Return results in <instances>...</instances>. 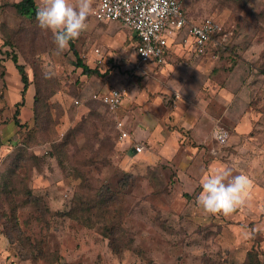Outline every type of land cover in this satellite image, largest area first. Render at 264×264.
Masks as SVG:
<instances>
[{"label": "rangeland", "instance_id": "rangeland-1", "mask_svg": "<svg viewBox=\"0 0 264 264\" xmlns=\"http://www.w3.org/2000/svg\"><path fill=\"white\" fill-rule=\"evenodd\" d=\"M14 1L0 0V264H240L252 246L264 264V206L250 207L249 189L227 217L196 203L210 174L251 181L248 151L229 122L244 89L245 105L264 121V0H182L191 17L213 16L229 36L202 58L173 53L169 67L141 64L130 29L97 20L93 0L73 41L101 75L84 73L70 44L57 54L53 33L20 16ZM14 54L30 79L21 124ZM122 84L128 94L116 111L91 97ZM209 112L227 115L196 140L191 126ZM219 126L227 142L213 135ZM79 200L96 205L95 223L60 213ZM112 220L121 251L106 235Z\"/></svg>", "mask_w": 264, "mask_h": 264}, {"label": "built area", "instance_id": "built-area-1", "mask_svg": "<svg viewBox=\"0 0 264 264\" xmlns=\"http://www.w3.org/2000/svg\"><path fill=\"white\" fill-rule=\"evenodd\" d=\"M94 17L100 21L118 20L136 35L135 49L138 61L163 64L172 45L180 42L191 45L198 54L216 53L224 47L228 39L222 23L213 16L194 19L184 8L182 0H98L92 10ZM99 51V49H96ZM128 94L125 84L113 86L107 91L94 92L92 98L101 100L110 110L116 111ZM76 98L75 103L79 104ZM121 137H129L124 128V121L117 120ZM222 138L227 142L229 131L223 126L217 127ZM137 143L136 152L141 153L145 147Z\"/></svg>", "mask_w": 264, "mask_h": 264}, {"label": "clouds", "instance_id": "clouds-1", "mask_svg": "<svg viewBox=\"0 0 264 264\" xmlns=\"http://www.w3.org/2000/svg\"><path fill=\"white\" fill-rule=\"evenodd\" d=\"M93 0H41L35 19L41 30L53 33L57 54L62 53L69 43L77 39L86 29V18L91 12ZM217 138L226 136L214 130ZM249 185L244 175L228 179V173H215L202 180V191L196 197V203L206 214L229 216L244 203L242 194Z\"/></svg>", "mask_w": 264, "mask_h": 264}, {"label": "crops", "instance_id": "crops-1", "mask_svg": "<svg viewBox=\"0 0 264 264\" xmlns=\"http://www.w3.org/2000/svg\"><path fill=\"white\" fill-rule=\"evenodd\" d=\"M121 22V21H119ZM122 23V22H121ZM124 25V24H122ZM131 31V30H130ZM132 32V31H131ZM133 38L135 41L137 40L136 35L134 32H132ZM181 51L182 53H188L189 55H195L196 57H204L202 54H198L194 52V48L191 45H184L180 42L174 44L170 48V52L168 54V59L163 64H157L153 63L152 66L160 65V67H163V65L170 66L171 62H169V58L171 55L175 52ZM111 87L109 86L107 89L104 90H97L95 92H102L107 91ZM245 93H242V95H239V98H237L235 107L236 109L240 107V111L236 110V113L233 114L234 117H230V125H232L235 129V142L238 144V148L242 150L240 151L242 154L246 153L249 155V172H250V179L249 185L247 189H249V205L250 207H258L259 205L264 206V181L263 177L261 176L264 173V121L262 119H259V115L252 111L245 105L244 97H247V91L244 89ZM94 93V92H93ZM92 93V94H93ZM91 94V97H92ZM246 94V95H245ZM126 98V97H125ZM228 112V111H227ZM226 112V113H227ZM225 112L221 113H211L209 112L208 115H206L203 119L205 121L204 124H194L191 126L192 128V135L195 137L196 140H199L197 137H202L200 140H206L208 135L212 133V130L214 126H217V121L222 120L227 115ZM225 114V115H224ZM216 124V125H215ZM256 124L254 128V125ZM200 125H205L202 127H199ZM200 128V130H199ZM229 140V139H228ZM244 143H248V145H244ZM246 148V149H245ZM246 150V151H243ZM218 161V160H217ZM215 163V162H214ZM213 163V165H214ZM219 163L217 162L216 165ZM259 228V227H258ZM257 228V230H258Z\"/></svg>", "mask_w": 264, "mask_h": 264}, {"label": "trees", "instance_id": "trees-1", "mask_svg": "<svg viewBox=\"0 0 264 264\" xmlns=\"http://www.w3.org/2000/svg\"><path fill=\"white\" fill-rule=\"evenodd\" d=\"M13 6L16 10V12L23 17H28L30 19H35V14L37 11L38 3L37 0H17L13 2ZM71 48L73 49L74 53L77 56V64L78 66H81L83 69V72L89 75H101L100 69L98 67H92L87 62H85L82 57L80 56L76 45L74 41H71L70 43ZM14 64L18 70V72L21 74V81L23 82V89H22V100L18 101L16 103L17 108L15 109V115H16V122L21 124V118L19 117L20 114V108L19 106L24 103V95L27 91L30 83V79L28 76V73L25 69V66L19 62L17 54H14L12 57ZM93 100H98L102 104H104L101 100L92 98ZM105 105V104H104ZM36 107H38V102H36ZM37 111V109H36ZM70 142L67 140L63 144L64 147H66ZM96 205L92 204L89 200H79L74 201L73 204L70 206L68 210L60 211V213L66 217H72V218H79L84 219L86 221H89L90 224H93L94 220L92 219V212H94ZM101 220V217L98 219V221ZM121 225L117 223L116 221H110L106 225V235L109 239L110 245L115 251H121L125 245L120 244L121 240ZM42 251V249H40ZM60 259L59 255L54 259V261H58ZM262 259L260 256V251L257 247L252 246L248 251L245 260H243L240 264H262Z\"/></svg>", "mask_w": 264, "mask_h": 264}]
</instances>
